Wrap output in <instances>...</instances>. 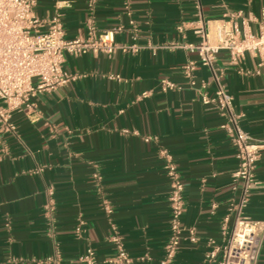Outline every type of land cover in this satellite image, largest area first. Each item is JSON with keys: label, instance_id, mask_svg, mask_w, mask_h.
<instances>
[{"label": "crops", "instance_id": "obj_1", "mask_svg": "<svg viewBox=\"0 0 264 264\" xmlns=\"http://www.w3.org/2000/svg\"><path fill=\"white\" fill-rule=\"evenodd\" d=\"M36 12L60 14L67 38L114 31L116 43L135 48L67 53L63 67L73 79L13 111L14 131L0 121V264H84L89 245L109 264L115 236L133 264H159L170 234L161 149L185 184L182 225L199 235L192 243L184 231L172 264H218L206 259L210 241L230 238L242 183L226 119L203 96L220 81L260 146L244 214L264 223V68L258 53L236 63L225 49L207 66L187 45L205 31L215 42L216 24L231 19L256 32L264 0H38ZM189 61L192 77L183 68ZM164 78L176 87L164 90ZM254 264H264V232Z\"/></svg>", "mask_w": 264, "mask_h": 264}, {"label": "built area", "instance_id": "obj_2", "mask_svg": "<svg viewBox=\"0 0 264 264\" xmlns=\"http://www.w3.org/2000/svg\"><path fill=\"white\" fill-rule=\"evenodd\" d=\"M96 0H89L93 5ZM38 0H0V121L5 129L15 130L12 112L26 105L32 107V99L39 93L54 91L68 84L73 77L64 71L66 54L82 55L90 51L102 52L112 56L116 51H127L126 45L114 41V31L96 35L92 29L90 36L67 38L60 14L51 19L40 17L36 12ZM236 13L233 16H240ZM119 29V28H118ZM215 42H211L208 32H204L203 40L198 44H188L192 50L198 51L202 64L213 66L218 53L228 50L234 62L250 52L261 56L260 67L264 68V12L259 19V29H250L247 20L240 24L235 19L217 23L215 26ZM184 71L192 77L196 68L194 61L184 65ZM120 78V75H116ZM164 90L174 89L176 84L169 78L161 81ZM205 104H215L226 119V129L237 150L239 166L234 172L237 182H241V198L233 203L231 209L236 210L234 228L225 244L210 241L207 261H218V264H254L260 250L264 223L251 220L244 214L249 203L253 187L256 185V169L260 146L241 125L244 114L235 108L234 97L226 87L218 81L216 93L203 96ZM153 137L147 136L151 141ZM170 184V219L169 238L164 245V254L159 264H172L176 258L187 230L192 243L199 241L195 227L185 229L182 216L185 209V184L174 156L168 149H161ZM99 180L101 177H98ZM82 235V227H77ZM116 253L107 261L109 264H133V257L128 252L123 240L114 237ZM222 257L219 259V255ZM84 264H99L96 251L89 245L82 255Z\"/></svg>", "mask_w": 264, "mask_h": 264}]
</instances>
